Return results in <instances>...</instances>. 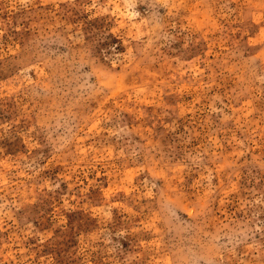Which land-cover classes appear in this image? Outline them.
Here are the masks:
<instances>
[{"label": "rangeland", "instance_id": "1", "mask_svg": "<svg viewBox=\"0 0 264 264\" xmlns=\"http://www.w3.org/2000/svg\"><path fill=\"white\" fill-rule=\"evenodd\" d=\"M0 264H264V0H0Z\"/></svg>", "mask_w": 264, "mask_h": 264}]
</instances>
